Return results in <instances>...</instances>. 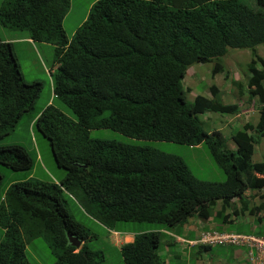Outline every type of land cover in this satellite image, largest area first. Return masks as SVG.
Returning a JSON list of instances; mask_svg holds the SVG:
<instances>
[{
    "label": "trees",
    "instance_id": "1",
    "mask_svg": "<svg viewBox=\"0 0 264 264\" xmlns=\"http://www.w3.org/2000/svg\"><path fill=\"white\" fill-rule=\"evenodd\" d=\"M245 1L95 0L67 37L62 22L70 0H0L1 27L53 46L51 104L27 119L64 171L55 180L29 177L3 189L0 264H29L24 249L34 238L47 245L51 264H104L106 252L88 247L92 238L118 252L121 264H162L159 231H133L118 222L157 223L180 233L189 217L206 221L219 200L216 215L223 221L222 210L232 199L239 203H232L234 215L260 209L244 194L264 187V157L251 161L253 143L264 134V59L256 52L264 44V0H255L256 9ZM230 48L250 50L245 93L258 106L255 125L244 123L230 134L234 150L225 147L220 130L205 129L198 115L233 113L236 104L223 103L215 84L208 86L210 98L196 94L188 102L182 84L191 63L213 61L211 75L221 72L216 59ZM41 86L39 80L23 79L11 43L0 41V138L32 113ZM54 98L75 120L53 104ZM100 128L134 139L202 143L223 179L196 178L182 157L150 145L89 136ZM32 165L23 146L0 145V166L24 171ZM70 199L92 219L97 234L72 216ZM262 218L264 213L254 221ZM108 230L132 232V241L113 246ZM67 234L81 245L69 244Z\"/></svg>",
    "mask_w": 264,
    "mask_h": 264
},
{
    "label": "rangeland",
    "instance_id": "2",
    "mask_svg": "<svg viewBox=\"0 0 264 264\" xmlns=\"http://www.w3.org/2000/svg\"><path fill=\"white\" fill-rule=\"evenodd\" d=\"M246 2V1H245ZM249 6L254 9L259 8L256 4L255 0H248L246 2ZM76 4L78 6H76ZM73 9L86 6L84 4V0H72ZM87 11V9H86ZM73 11L69 13L66 17L68 18L66 22L71 21L73 18ZM16 33V35L24 34L19 30H10L4 29L0 26V37H9L12 34ZM18 49L17 56L18 61L26 75V69L28 65L32 64V55L30 54V50L27 49V45L24 41H19L15 44ZM49 51H45L42 56V63L44 67V72L49 71L51 63L53 61V47H50ZM256 51L259 56L264 59V44H260L256 46ZM251 54L249 49H228L227 53L224 55L222 59H216L219 61L223 70L219 73L211 75V67L212 62L210 63H192L188 65L186 68V74L183 80V86L185 88V99L188 102H191L193 96L195 94H201L203 96L209 97L208 86L210 84H215L218 88L219 98L222 102H232L237 97L243 98L240 94L244 93V82L246 76V63L250 60ZM196 66V67H194ZM45 75L40 74V77L44 79L42 83L41 89L39 91V95L36 98V101L33 105V111L26 116L23 114L14 129L7 135L0 138V145H4L5 143H16L23 146L30 157L33 159V170L28 172L24 171H11L3 166H0V175H1V184H0V203L2 201V192L6 185L11 181L21 180L29 176H35L39 179L49 178V175H53L54 177L63 176L64 171L60 168H57L53 162L50 149L46 139H44L34 128L33 124H28V119L31 114H34L35 111H40L44 107V99L48 93L47 82H50L52 79V74L49 75L48 72ZM224 72H227V77H224ZM47 79V80H46ZM242 88V93H239L237 90V81ZM51 90V89H50ZM251 101L248 103L250 104ZM53 104L61 110L67 117L72 120H75L73 113L66 108L60 101L57 99H53ZM249 108V107H246ZM249 117L248 120L251 123L256 122V115L252 118L251 114L254 111H248ZM198 117L205 121L206 127L209 129L212 128H220L222 136L225 139V145L227 148H234V143L230 138V134L228 135L229 129L227 126L230 124L231 126L239 125L242 121L241 118H235L234 115L221 114L216 112L206 111L202 114H199ZM223 120V121H222ZM238 127L234 128L236 130ZM89 136L92 138H110L116 139L126 143H137V144H146L153 147H156L164 152L173 153L182 157L183 161L187 164L190 172L194 175V177L204 180H222L223 174L221 171L214 165L212 162L208 149H206L204 144H198L196 146H187L182 144H177L173 142L166 141H154V140H143V139H134L131 137L124 136L118 132L112 131L107 128L100 129H92L89 131ZM264 147L263 142H259L255 148L256 150L251 156L253 161H257L259 159L257 149L259 146ZM41 163L43 170L36 166L37 160ZM259 202L257 199H253L250 201L249 205L254 206V202ZM75 202L71 199L68 201V206L70 208V212L72 216L82 223L85 227H87L91 233L97 234L98 227L94 225L92 219L88 216L81 213L77 207H75ZM232 201H229L226 211L231 212ZM264 205H262L261 209L258 211H254L252 215H243V216H231V221H223L218 215H216V211L220 208V201H217L215 206L212 205L209 207L208 219L205 222H198V229L207 230L208 232H234V233H244L248 230H251L254 234L258 235L261 231L264 234V227L258 225L253 219H256L260 216ZM218 208V209H217ZM196 222V221H194ZM264 223V222H262ZM118 224H122L123 227L126 226L127 229L133 231H149V230H160L164 232L163 226L157 223H147V222H130V221H119ZM173 231L175 233H179V230L174 227ZM170 229V228H168ZM132 233V232H131ZM160 233L161 241L160 248L158 249V255L161 262L165 261V264H224L227 262L228 264H234V260L241 249L240 246H232V245H212L208 250H199L196 246L188 245L186 242L181 243H172V245L167 244L166 239L169 237L165 234ZM192 232L188 233V236H191ZM112 235V234H111ZM2 237V229L0 228V239ZM194 238L197 237V234L193 235ZM111 239V237H110ZM175 239V238H174ZM103 240V238L101 239ZM88 247L90 249H102L107 254V258L104 264H121L118 261L119 253L116 252L111 246H107L106 243H102L99 239L92 238L88 241ZM184 248V249H182ZM247 247H243V250H246ZM25 256L29 262V264H51L54 257L49 252L47 245L41 238H34L29 243L25 245ZM245 262V260H244ZM237 264V263H236ZM246 264V263H245Z\"/></svg>",
    "mask_w": 264,
    "mask_h": 264
},
{
    "label": "crops",
    "instance_id": "3",
    "mask_svg": "<svg viewBox=\"0 0 264 264\" xmlns=\"http://www.w3.org/2000/svg\"><path fill=\"white\" fill-rule=\"evenodd\" d=\"M94 1L95 0H84V4L86 6H80V7L73 9L72 0H70L68 11L64 15V19L62 22V26L64 27V30H65L64 32H65L66 36L69 37L73 33V31L77 28V26L85 19L86 14H87L86 9ZM76 6H78V5L76 4ZM71 11H73V13H74L73 18H71V21L66 22V20L68 19L66 17L69 15V13ZM23 33L24 34L16 35V33L14 32V34H12L9 37H0V41H5V42L11 43L13 54L17 60L18 67H19L20 72L22 74V77L25 81L39 80L41 82L42 81L44 82V79H42V77H40V74L45 75V72H46V71L44 72V70H45L44 67L43 68L41 67V65L43 66L42 56H43L45 51H49L51 49L50 47L52 45L38 44V43L32 41L28 37L26 32H23ZM19 41H24L26 43L27 49L30 50V54L32 55V64L28 65V68L26 69V72L28 75H26L24 73V71H23V69H22V67L18 61V56L16 53V52H18V49L16 48L15 44ZM55 68H56V64L52 61L50 69H49V71H47L48 74L51 75V73L55 70ZM45 77H46V75H45ZM50 85H51V79H50L49 83L47 82L48 92L50 90ZM51 95L52 94H51V90H50L49 95L43 101L44 104H46L48 101L51 103V98H52ZM255 115L256 114H254V116ZM256 120H257V116H256ZM36 166H38L41 169V171L43 170V167L38 160H37ZM35 178H38V177H35ZM49 178H53L54 180L56 179V177H54L53 175H49ZM251 195H253V194H251ZM244 196H245V198H247V194H244ZM253 198H254V195H253ZM259 202H255V203H259ZM260 203H262V202H260ZM194 221H196V222H194ZM198 222L201 223L202 221L197 220L194 217H189L187 219L186 223H184L181 226V230H180L179 234H176L172 228L166 229V228L162 227L161 229H164V234L169 237V239L168 240L166 239L165 242H167V244H169V245H172V243H181L180 240H182V242H186L188 245H192V246L198 245V244L194 245L195 244L194 243L195 238L193 237L194 234H198L202 230V229H200V230L198 229V224H197ZM189 232H192L191 236H188ZM110 237H111V239H110ZM132 237H133V233H131V232L111 231V232H108L106 234V238L109 241V243L113 246H116V247H119V245L124 243V242H130L132 240ZM182 249H184V248H182ZM244 260L246 261V250H243V247H241V249L239 250V252H238V254L234 260V262H235L234 264H236V263L237 264H244L245 263ZM163 263L165 264V261H163ZM224 264H228V263L224 262Z\"/></svg>",
    "mask_w": 264,
    "mask_h": 264
},
{
    "label": "clouds",
    "instance_id": "4",
    "mask_svg": "<svg viewBox=\"0 0 264 264\" xmlns=\"http://www.w3.org/2000/svg\"><path fill=\"white\" fill-rule=\"evenodd\" d=\"M85 20V19H84ZM83 20V21H84ZM82 21V22H83ZM81 22V23H82ZM80 23V24H81ZM79 24V25H80ZM78 25V26H79ZM77 26V27H78ZM75 31V30H74ZM73 31V32H74ZM73 34V33H72ZM71 34V35H72ZM70 35V36H71ZM69 36V37H70ZM68 37V36H67ZM257 52V51H256ZM226 54V53H225ZM224 54V55H225ZM224 55L222 56V57H220L219 59H222L223 57H224ZM261 57V56H260ZM262 58V57H261ZM263 59V58H262ZM212 62V65H213V61H211ZM55 63V62H54ZM207 63H210V62H207ZM56 64V66H57V63H55ZM192 64V63H191ZM247 64V63H246ZM190 65V64H189ZM194 67H196V66H194ZM212 68V67H211ZM246 68V67H245ZM186 69L187 68H185V73H184V76H185V74H186ZM53 73V72H52ZM51 73V74H52ZM210 74H211V72H210ZM246 77H247V71H246V76H245V82H244V93H245V91H246V86H245V83H246ZM183 80H184V77H183V79H182V84H183ZM237 81V80H236ZM43 83V82H42ZM211 85V84H210ZM184 87V86H183ZM50 89H51V85H50ZM185 89V88H184ZM237 90H238V92L239 93H242V88H240V85H239V83H238V81H237ZM209 92V91H208ZM51 94H52V92H51ZM196 95V94H195ZM201 95V94H200ZM240 96H243V98H239V97H237L235 100H233L232 102H226V103H234V104H236V106H237V108H236V111L235 112H233V113H221V114H227V115H234L235 116V118H241L242 119V121H241V123L239 124V125H236V126H231L230 124H228L229 126H227L228 127V129H229V132H228V135L230 134V133H232L233 131H235L234 130V128H236V127H238L237 129H241V127H242V125L244 124V123H251V121L250 120H248V117H249V112L248 111H254V113H252L251 114V117L250 118H252V117H254V114H256V116H257V120H256V122L258 121V106H257V102H256V99L255 98H253L252 100H251V102H250V104L248 103L249 102V100H247V98H246V93L245 94H240ZM194 97V96H193ZM205 97H207V96H205ZM211 96H210V94H209V97L208 98H210ZM36 101V100H35ZM35 103V102H34ZM224 103V102H223ZM48 104H51L49 101L46 103V104H44V107L46 106V105H48ZM246 107H249V108H246ZM210 112V111H209ZM212 112V111H211ZM217 113V112H216ZM223 121V120H222ZM255 122V123H256ZM255 123H251L253 126L255 125ZM207 124V123H206ZM208 125V124H207ZM209 126V125H208ZM212 129H217V130H220L221 131V129L220 128H212ZM222 132V131H221ZM233 142V141H232ZM259 142H263L264 143V134L263 135H261L254 143H253V151H252V153H251V156H252V154L254 153V151L256 150V148H255V146L259 143ZM225 143V142H224ZM202 144V143H201ZM225 147L227 148V146L225 145ZM231 147H229V148H227V149H229V150H234V148H235V144H234V148H231ZM257 151H258V155H259V159L257 160V161H253L252 159H251V161L252 162H258V161H261V159L264 157V147H262V145L261 146H259V148L257 149ZM35 160L37 159L36 157L34 158ZM33 170V165H32V167L29 169V170H26V171H28V172H31ZM29 177H33V178H35L34 176H29ZM29 177H26V178H24V179H27V178H29ZM24 179H21V180H24ZM245 194H247V198H244V199H246L247 201H248V204H250V201H252L253 199H257V200H259L260 202H262V203H260L261 205V207H262V205H264V187H261V188H259V189H253V190H247V191H245ZM251 194H253L254 195V198H253V195H251ZM253 198V199H252ZM252 199V200H251ZM220 201V200H219ZM232 201V203L233 204H235V205H238L239 203H238V201L237 200H235V199H232L231 200ZM217 202V201H216ZM254 202V201H253ZM259 203H255L254 202V206H258L259 205ZM216 204V203H215ZM233 204H232V206H233ZM215 206V205H214ZM252 206V205H251ZM221 207V206H220ZM227 206H225V208H226ZM261 207H260V209H261ZM225 208H223V210H222V214L223 215H227V217H226V219H225V221H231V219H230V215L231 216H241L240 215V213H239V211L237 212V214L236 215H234L232 212H228V211H226V209ZM218 209V208H217ZM220 209V208H219ZM259 209V210H260ZM263 209H264V207H263ZM232 210V209H231ZM264 213V210H262V212H261V214H260V216L262 215ZM245 215H252V214H245ZM243 216V215H242ZM208 218V217H207ZM206 218V219H207ZM254 220V219H253ZM262 222H264V218H262L261 220H260V222L258 221L257 222V224L258 225H262V224H264V223H262ZM167 229V228H166ZM111 231H113V230H108V232H111ZM152 231H154V230H152ZM156 231H159V232H161V233H163L164 234V232H162V231H160V230H156ZM249 232H244V233H234V232H216V233H233V234H240V235H245V236H248V235H250V236H253V237H261V238H264V236H261V235H256V234H254L251 230H248ZM202 232H208L207 230H201L198 234H197V237L195 238V244L194 245H196V244H198V245H196V247H197V249H199V250H204V249H200V247L199 246H202V245H208V246H212V245H209V244H205V243H202V242H200L199 241V237H200V234L202 233ZM76 239V238H75ZM160 239H161V237H160ZM68 240V239H67ZM78 240V239H77ZM132 241V240H131ZM161 241V240H160ZM69 243V242H68ZM81 241H79V245L77 246V247H75V248H78L80 245H81ZM124 243H126V242H124ZM70 244V243H69ZM213 245H232V246H240V247H246L245 245H235V244H213ZM73 246V245H72ZM246 252H247V249H246ZM245 263L247 264V254H246V261H245ZM244 263V264H245ZM162 264H164L163 262H162Z\"/></svg>",
    "mask_w": 264,
    "mask_h": 264
},
{
    "label": "built area",
    "instance_id": "5",
    "mask_svg": "<svg viewBox=\"0 0 264 264\" xmlns=\"http://www.w3.org/2000/svg\"><path fill=\"white\" fill-rule=\"evenodd\" d=\"M199 241L209 245H245L247 247V264H264V238L233 233L202 232Z\"/></svg>",
    "mask_w": 264,
    "mask_h": 264
},
{
    "label": "water",
    "instance_id": "6",
    "mask_svg": "<svg viewBox=\"0 0 264 264\" xmlns=\"http://www.w3.org/2000/svg\"><path fill=\"white\" fill-rule=\"evenodd\" d=\"M67 239H68V242L77 247L79 245V240L75 239L74 237H72L71 235L67 234Z\"/></svg>",
    "mask_w": 264,
    "mask_h": 264
}]
</instances>
